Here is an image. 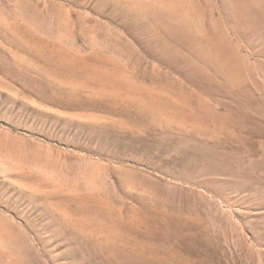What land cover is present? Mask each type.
Returning a JSON list of instances; mask_svg holds the SVG:
<instances>
[{
    "label": "rangeland",
    "instance_id": "1",
    "mask_svg": "<svg viewBox=\"0 0 264 264\" xmlns=\"http://www.w3.org/2000/svg\"><path fill=\"white\" fill-rule=\"evenodd\" d=\"M263 1L0 0V264H264ZM104 67L122 99L62 82ZM166 88L198 124L142 116Z\"/></svg>",
    "mask_w": 264,
    "mask_h": 264
},
{
    "label": "bare ground",
    "instance_id": "2",
    "mask_svg": "<svg viewBox=\"0 0 264 264\" xmlns=\"http://www.w3.org/2000/svg\"><path fill=\"white\" fill-rule=\"evenodd\" d=\"M161 1L163 3L170 2V4H171L170 6L171 7L173 6L172 8H174V11H175V7H174L175 5H176V8H178V6L183 7L188 2V0H161ZM173 2H174V4L175 3L176 4L174 5ZM263 3H264V1H263ZM167 4L165 6H168ZM180 9L183 10V8H180ZM180 9H179V11H180ZM171 10H173V9H171ZM191 12H193V10ZM183 13H184V11H183ZM183 13L181 12V14H183ZM194 14L196 15L197 13H194ZM184 16L187 17L186 13L184 14ZM181 17H183V15H181ZM177 18H178V16H177ZM195 18H197V17H195ZM195 18H194V20H195ZM185 19H187V18H185ZM189 21H190V19H189ZM197 23H198V19H197ZM201 25H202V23H201ZM175 30H177L176 27L175 28L172 27V29H171L172 37L174 39H176L175 37H178V38L181 37V39L179 38L180 40L176 39V41L178 40L177 42H178V45L180 47L185 48L186 51H189L191 53L194 52L196 54H200L203 52H205L207 54H216L215 57L211 56L209 58L208 57L206 58L205 55H203L204 59L203 58L202 59L200 58V59L203 61V63L207 64L210 67H213V69L216 68L218 70L229 71V75L234 76V77L238 75V73L235 71V69L238 67L239 62L232 55V53H233L232 50H230V52L227 51L228 52L227 56H223V55L219 54L220 52L224 53V49L218 48L216 50L217 47L213 45V43L210 41L209 38L208 39L203 38L204 34L202 33L203 35H201V32H202L201 29L199 30L198 28H192L188 34L181 33V31H180V33L178 35H176ZM217 31H220V29ZM203 32H204V30H203ZM216 35H218V34H216ZM201 36H202V38H201ZM218 40H219V38H218ZM221 44L224 45L225 43L221 42ZM190 46H191L192 50H189ZM218 47H219V45H218ZM68 60H69V58H68ZM68 65H67V68H68ZM104 68L105 69H99V70L94 69L91 72L86 71V70L80 71L79 73L75 72L73 75H71L70 79L69 78L65 79L62 82L67 83V85H69L72 89H75V88L76 89H97L101 93V95H104L105 97L110 96V97L122 99L123 96L122 97L120 96L121 95L120 94L121 88L124 85L125 86H131V81L128 79V77L126 76V73H124L123 69H119V71L113 72V71H109L106 67H104ZM83 69H84V67H83ZM66 71H67V69H66ZM61 72H62V69H61ZM130 77H131V75H130ZM160 93L165 94L167 96H170L172 98L170 101H172V102L165 101L162 97L156 96V95H160ZM160 93L152 94L151 92H146L145 94L140 95V90L138 89V95H140V97L138 99L139 100L138 102L140 103L139 104V110H140V113L142 114V116L150 118V119H154V120H161V119L165 118L167 120V122H169L171 124L178 122L179 124H181L183 126L192 125L194 123L198 124L199 116L196 113L192 112V110H190L191 109L190 105H192V104H191L190 99H189L190 98L189 93L185 92V90L171 91V89H168V88L162 89L160 91ZM160 96H163V95H160ZM191 96H193V94ZM126 97H129V96H126Z\"/></svg>",
    "mask_w": 264,
    "mask_h": 264
}]
</instances>
